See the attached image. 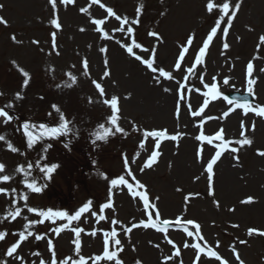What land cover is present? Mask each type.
I'll list each match as a JSON object with an SVG mask.
<instances>
[{
  "label": "rangeland",
  "instance_id": "obj_1",
  "mask_svg": "<svg viewBox=\"0 0 264 264\" xmlns=\"http://www.w3.org/2000/svg\"><path fill=\"white\" fill-rule=\"evenodd\" d=\"M209 3L213 4L211 12ZM224 3L229 4L226 14L222 10ZM237 4L240 5L238 10ZM0 18L4 21L0 22V109L12 117L5 124V118L0 115V136L5 137L0 140V218L8 217L0 219V233H7L0 237V261L4 264H53V261L60 264L81 257L92 261L97 256L101 250L97 238L100 233L85 224L82 212L77 220L68 219L82 207L93 205L89 197L80 194L72 207L58 210L44 193L51 183V188L58 189L65 176L52 173L49 177L47 172L37 169L42 163L33 166L28 159L43 162V157L59 144V138L62 143H66L69 136L97 140L96 134H103L106 126L119 136L116 128L123 130L120 146L124 153L117 149L115 160L112 159L116 164L106 168L111 176L137 177L167 209V217L175 219L187 215L182 219L202 222L205 236L212 245L222 243L225 254H229L231 248L236 249L246 264H259L264 240L263 247L261 244L258 247L257 237H247L238 247L227 237H238L236 227L264 231V156L259 154L264 152V120H253L245 112L224 116L229 108L211 100L206 113V108H201L203 95L198 96V92L204 82L208 85L214 79L221 82L226 92L244 91L245 82L253 81L257 87V91H253L257 104L264 106V40L261 39L264 37V0H70L68 3L55 0V7L52 0H21L19 3L0 0ZM54 20L59 28L53 24ZM96 20H102L103 24L94 23ZM225 27L232 28L227 41L221 36ZM213 29L219 31L217 39L207 62L197 66L193 57L209 42L207 37ZM191 42L193 49L189 48ZM128 47H132L133 53L127 52ZM137 56L141 59L137 60ZM146 60H152L156 69L150 76L144 66ZM247 61H253L256 67L250 80L244 75ZM160 69L168 72L170 78L161 76ZM69 73L75 76L74 82ZM53 77L60 82L53 81ZM201 79L203 83L199 82ZM225 79L227 84H224ZM97 83L103 94L96 88ZM73 94L75 97L71 100ZM61 95H69V101ZM113 97L118 99L115 112L110 106ZM166 100L170 104L169 114ZM10 103L12 107L8 106ZM179 107H184L185 119H182L184 110L179 113L176 109ZM44 112L54 114L59 133L54 135L52 143L46 144L41 141L44 139L42 127L45 132L49 130ZM74 112L85 114L84 122L89 115L95 127L83 124L81 136L71 126L65 132L63 127L72 123L70 118ZM114 114L116 125L110 123ZM65 121L67 124L62 126ZM218 128L224 129L225 139L237 151L228 154L209 174L204 169L205 162L202 166L195 162L197 144H190L196 139L200 142L199 135L209 137ZM157 131L165 133L163 138L169 142L164 145L161 159L152 165L158 140L150 133ZM29 134L37 138L31 152ZM82 139L75 142L85 144ZM244 139L252 143H237ZM213 149L214 146L203 156L209 157ZM119 154L126 157V169L116 159ZM61 160L59 163L66 166ZM33 181L37 187H42L41 194H35V189L29 187ZM93 181L99 191L98 202H106L110 194L116 201L121 198L114 191L117 186L112 184L113 179L101 177ZM25 182L30 195L22 193ZM248 198H252V202L244 203ZM122 200L119 199L121 203ZM129 200L127 197L123 204L107 213L118 222L115 230L121 232L122 246L114 242L111 248L114 247V252L122 248V264H174L175 248L157 236L132 233L129 237L124 235L132 243L123 241L120 219L128 224L130 217L129 225L137 220V217L122 215L126 208L134 206ZM238 203L247 204L256 212L249 215L248 208H244V217ZM30 209L37 211L30 212ZM48 210L66 215L54 218V222L52 219L39 223L43 218L38 212ZM93 212L98 214L97 208ZM11 214H15L14 219ZM25 224L30 227L25 229ZM110 225L108 221L103 226L106 230H101L112 233ZM77 227L87 230L79 238L78 253L73 231ZM55 228H61L59 234ZM21 231L25 233L22 242ZM37 235L44 238L37 240ZM93 237L98 239L99 246L92 253L88 249ZM149 241L154 246L149 245ZM17 243V251L7 256L9 248ZM158 244L165 246L166 251L155 247ZM189 257H193L192 252Z\"/></svg>",
  "mask_w": 264,
  "mask_h": 264
},
{
  "label": "snow or ice",
  "instance_id": "obj_2",
  "mask_svg": "<svg viewBox=\"0 0 264 264\" xmlns=\"http://www.w3.org/2000/svg\"><path fill=\"white\" fill-rule=\"evenodd\" d=\"M64 2H65V3H68V2H70V0H64ZM52 3H53V7H55V0H52ZM239 6H240L239 4L236 5V9H237V10L239 9ZM212 8H213V4H212V3H209V4H208V10H209V12L212 11ZM228 9H229V4H228V3H224V4H223V8H222V10H223V12H224L225 14L227 13ZM85 11H86V9H85ZM107 11H108L110 14H113V15H114L113 10H112L111 8H108ZM233 15H235V13H233ZM222 18H223V17H221V19H222ZM117 19H119V17H117ZM0 22H4V21H2V18H0ZM5 23H6V22H5ZM94 23H96V24L99 25V24H103V21H102V20H96V21H94ZM125 23H127V20H125ZM53 24L55 25L56 28H59V27H60L59 23H57L55 20L53 21ZM230 24H231V19L229 20V25H230ZM218 26H219V25L217 24V27H218ZM121 30H123V29H121ZM81 31H83V29H81ZM129 31H131V28H129ZM226 33H227V29H225V34H226ZM213 34H215V29H213ZM212 38H213L212 35H209V36L207 37V40H208V41H211ZM12 39L15 41V36H13ZM261 39L264 40V37H262ZM189 42H190V41H189ZM53 47H55V34H53ZM136 47L139 48L140 45L137 44ZM225 47H227V45H225ZM207 48H208V43L205 42V44H204V46H203V49H201V51H200V53H199V57L197 58V61H198V62L204 57V55H205L204 49H207ZM185 50H186V49H185ZM101 51H104V50L102 49ZM127 52H128V53H133V49H132V47H128V48H127ZM57 54H59V53L57 52ZM153 56H154V51H153ZM136 59L139 60V59H141V58H140L139 56H137ZM144 63L147 64V67H148L149 69H152L153 71H156V69L153 68V62H152V60H146V61H144ZM105 64L107 65V60H105ZM177 66H178V65H177ZM85 68H86V61H85ZM248 72H249V73L252 72V65H251V64L248 65ZM108 74H109V73L106 71V72H105V76H107ZM24 75L27 77V76H28V73L25 72ZM68 75L70 76V78H71L72 81L74 82L75 79H76L75 76H72L71 73H69ZM160 75H161V76H164V77H169V78H170V74H169L168 72H165L163 69H160ZM26 83H27V81H26ZM227 83H228V80L225 79V80H224V84H227ZM252 83H253V81H249V87H248V92H249V93H252ZM95 86H96L97 89L100 90L101 94H103V89L101 88V85L97 83V84H95ZM165 91H168V89H165ZM211 94H212L214 97L220 95V93L217 92V91L215 90V87H213V89H212V91H211ZM105 103L107 104L108 101H105ZM117 103H118V99L115 98V97H113V98L111 99V101H110V106H111V108H112V110H113L114 112H115V110L117 109ZM204 103H205V105H207L208 101L205 100ZM228 103L231 104V103H233V101L228 100ZM236 104H237L238 107L245 108L246 111L249 110L250 107H251L250 101H248V100H245V101H243L242 103L239 102V100H237V101H236ZM252 110L255 111V109H252ZM0 115L5 116L6 119H8V120H11V119H12V117L9 116L8 113L4 112L2 109H0ZM257 115L264 116V108L259 109V111L257 112ZM110 123H111L112 125H116V124H117V116H116L115 114L112 115V116L110 117ZM66 124H67V121H65V122L63 123L62 126H65ZM25 128H27V125H25ZM63 130H64L65 132H67L68 129H67L66 127H63ZM52 131H55V130H52ZM122 131H123V130L120 129L119 127L116 128V132H122ZM110 132H111V129H107L106 132H105V134H104V135H99V136L97 137V139H98V140H105V137H106ZM125 135H126V133H125ZM150 135H152V136H160V137H163V136L165 135V133H163V132H153V133H150ZM172 139H176V137H172ZM199 139H201V140H207L209 143H211L212 139H220V140H223V136H218V137H206V136L201 135V136L199 137ZM237 143H241V144H251L252 141L249 140V139H244V140H242V141H238ZM233 151H237V150H236V149H233ZM259 154L262 155V156H264V152H260ZM219 157H220V152H217V153H216V158L218 159ZM215 163H216V159H213L210 163H208V165H207V172H208L209 174H211V173L213 172V165H214ZM147 166H148V165H145V167H147ZM56 167H57V165H53L50 169H42V171L47 172L48 175H49V177H50V175L55 171V168H56ZM209 178L211 179V177H209ZM124 182H125V181H124L123 179L120 180V183H124ZM115 183H116V180H113V181H112V184H115ZM44 186L46 187V184H45ZM37 188H38L37 193H40V192L42 191V187H41V186H38ZM133 195H137V193H133ZM142 199H143V202H144L145 207H148V206H149V205H148V197H147L146 195H144V196L142 197ZM243 202H244V203H251V202H252V198H248V200L243 201ZM89 203H91V202H89ZM108 206H109L108 204L101 205V211H103V209L106 208V207H108ZM153 207H154V206H153ZM29 211H30V212H36L37 210H36V209H30ZM83 211H84V208L82 207V208H81L79 211H77L74 215L68 217V219H69V220H72V221L77 220V219L80 217L81 212H83ZM46 213H54V214H55V215H51V216H49V217L47 218V219H50V218L53 219V222H54V218H56V217H64V216L66 215V213H64V212H53V211H51V210H48V211H39V212H38V215H39L40 217L43 218V219H41V220L39 221V223H43V222H44V220H45V214H46ZM157 215H158V213H157ZM10 216L12 217V219H14L15 214H11ZM7 218H8V217H3V218H0V219H7ZM99 219H100V220H103V219H105V217H104V216H100ZM33 223H35V222H33ZM113 223H115V221H113ZM162 223L167 224V221H164V222H162ZM189 223H192V222L189 221ZM144 226H145V227H149V226H151V227H153V228H156V227H157V225H156L155 223H152L151 225H144ZM29 227H30L29 224H25V229H28ZM160 230H161V231H164V230H166V229H160ZM196 230L199 231V225L196 226ZM54 231H55L57 234H59L60 231H61V228H55ZM73 231H75V233H76V237H77V240L75 241V243H76V249H77V253H78V251H79V235H80V231H81V230H80V229H73ZM128 231H131V229H128ZM185 231H187V229H185ZM253 231H255V230L250 229V230H249V235H251ZM29 233H30V234H33L31 231H29ZM14 234H15V233H14ZM93 234H94V233H93ZM259 234L262 235V236H264V232H261V233H259ZM6 235H7L6 232L0 233V237H4V236H6ZM111 235H112L113 237H115V236L117 235V233H116L115 231H112ZM188 235L191 236V235H192V232H188ZM24 237H25V233H24L23 231H21V232L19 233L20 242H22V241L24 240ZM43 238H44V237L41 236V235H37V236H36V239H37V240H41V239H43ZM115 243H116V244H119L120 241H119V240H116ZM241 243H243V241H242ZM105 244L107 245V241H105ZM49 245H50V248H51V240H49ZM17 247H18V243H17V244H14L11 248H9V250H8V252H7V256H13V254L17 251ZM197 247H199V245H197ZM234 251H235V250H234ZM178 254H179V253L177 252V255H178ZM209 255H210V256H213V257H217V258L219 259V257L217 256V253L214 252V251H210V252H209ZM104 256L107 257L109 260L112 259V254H110L107 250L104 252ZM100 259H102V257H99V256L96 257V260H100ZM237 259L239 260V256H238V255H237ZM0 264H4V262H3V261H0ZM53 264H55V261H53ZM63 264H67V260H65V261L63 262ZM73 264H86V262H85V260L81 257L79 260H75V261H73ZM117 264H119V261L117 262ZM137 264H139V262H137ZM225 264H227V262H225ZM240 264H243V261H240Z\"/></svg>",
  "mask_w": 264,
  "mask_h": 264
},
{
  "label": "clouds",
  "instance_id": "obj_3",
  "mask_svg": "<svg viewBox=\"0 0 264 264\" xmlns=\"http://www.w3.org/2000/svg\"><path fill=\"white\" fill-rule=\"evenodd\" d=\"M8 106H9V107H12V104L10 103ZM8 122H9L8 119H5V120H4V123H5V124H7ZM4 139H5V137L0 136V140H4ZM36 140H37L36 137H33V136H31V134H29V138H28V147H29V148H32V147L34 146V144L36 143ZM29 187L35 189L36 191H38V188H37V185H36V182H35V181H33L32 183H30V184H29Z\"/></svg>",
  "mask_w": 264,
  "mask_h": 264
},
{
  "label": "bare ground",
  "instance_id": "obj_4",
  "mask_svg": "<svg viewBox=\"0 0 264 264\" xmlns=\"http://www.w3.org/2000/svg\"><path fill=\"white\" fill-rule=\"evenodd\" d=\"M168 104L169 103H166V106H168ZM229 201H234V199H229ZM240 207H242V209H240L241 215L245 217L246 215H245L244 208H249V207H243L242 205H240ZM248 214L249 215H254V212L248 210Z\"/></svg>",
  "mask_w": 264,
  "mask_h": 264
}]
</instances>
